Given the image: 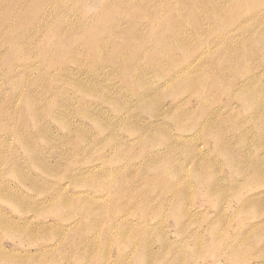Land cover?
Returning a JSON list of instances; mask_svg holds the SVG:
<instances>
[{"label":"rangeland","instance_id":"374dc122","mask_svg":"<svg viewBox=\"0 0 264 264\" xmlns=\"http://www.w3.org/2000/svg\"><path fill=\"white\" fill-rule=\"evenodd\" d=\"M0 264H264V0H0Z\"/></svg>","mask_w":264,"mask_h":264},{"label":"bare ground","instance_id":"6f19581e","mask_svg":"<svg viewBox=\"0 0 264 264\" xmlns=\"http://www.w3.org/2000/svg\"><path fill=\"white\" fill-rule=\"evenodd\" d=\"M91 2H92V4L93 5H97V3H98V0H90ZM120 1H124V0H120ZM127 1H130V0H127ZM157 1V0H156ZM161 1V0H160ZM205 1V0H204ZM126 2V1H125ZM119 4H121L120 2H119ZM122 5V4H121ZM124 5V4H123ZM125 6V5H124ZM139 6V5H138ZM135 7V6H134ZM118 14V13H117Z\"/></svg>","mask_w":264,"mask_h":264}]
</instances>
